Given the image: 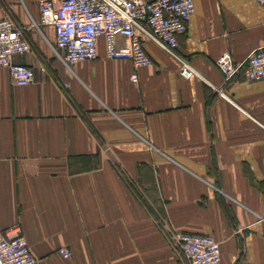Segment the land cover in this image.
<instances>
[{"label": "crops", "instance_id": "1", "mask_svg": "<svg viewBox=\"0 0 264 264\" xmlns=\"http://www.w3.org/2000/svg\"><path fill=\"white\" fill-rule=\"evenodd\" d=\"M6 16L34 79L0 65V231L19 224L37 264H186L168 233L183 230L212 234L219 264H264V77L215 64L264 45L262 5L196 0L181 57L148 38L147 66L109 58L104 36L68 65L38 0H0Z\"/></svg>", "mask_w": 264, "mask_h": 264}, {"label": "built area", "instance_id": "2", "mask_svg": "<svg viewBox=\"0 0 264 264\" xmlns=\"http://www.w3.org/2000/svg\"><path fill=\"white\" fill-rule=\"evenodd\" d=\"M256 2L264 7V0ZM38 5L40 22L54 26V49L68 65L97 57L101 36L105 38L109 58H127L136 66L152 63L144 45L148 38L181 57L178 34L188 29L196 10V0H38ZM32 49L26 27L18 25L10 16L0 19V65L8 67L13 83L28 85L33 81L34 68L14 61V55ZM215 64L225 82L239 74L246 79L263 78L264 45L253 49L238 63L225 51ZM180 74L190 77L195 70L182 59ZM132 80H138L136 72ZM168 233L170 242L180 251L186 264L221 262V244L212 234L184 230ZM58 252L64 257L72 254L66 246L59 247ZM0 264H37L19 224L0 231Z\"/></svg>", "mask_w": 264, "mask_h": 264}, {"label": "water", "instance_id": "3", "mask_svg": "<svg viewBox=\"0 0 264 264\" xmlns=\"http://www.w3.org/2000/svg\"><path fill=\"white\" fill-rule=\"evenodd\" d=\"M115 160V159H114Z\"/></svg>", "mask_w": 264, "mask_h": 264}]
</instances>
